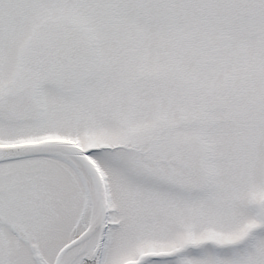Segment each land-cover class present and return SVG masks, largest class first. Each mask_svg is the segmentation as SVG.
Wrapping results in <instances>:
<instances>
[{"label":"snow or ice","instance_id":"snow-or-ice-1","mask_svg":"<svg viewBox=\"0 0 264 264\" xmlns=\"http://www.w3.org/2000/svg\"><path fill=\"white\" fill-rule=\"evenodd\" d=\"M0 264H264V0H0Z\"/></svg>","mask_w":264,"mask_h":264}]
</instances>
